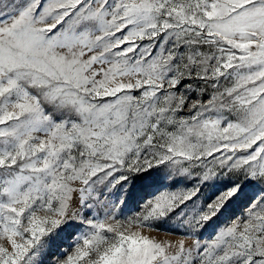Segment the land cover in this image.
Segmentation results:
<instances>
[{
	"label": "snow or ice",
	"instance_id": "snow-or-ice-1",
	"mask_svg": "<svg viewBox=\"0 0 264 264\" xmlns=\"http://www.w3.org/2000/svg\"><path fill=\"white\" fill-rule=\"evenodd\" d=\"M0 264H264V0H0Z\"/></svg>",
	"mask_w": 264,
	"mask_h": 264
},
{
	"label": "rangeland",
	"instance_id": "rangeland-1",
	"mask_svg": "<svg viewBox=\"0 0 264 264\" xmlns=\"http://www.w3.org/2000/svg\"><path fill=\"white\" fill-rule=\"evenodd\" d=\"M152 190L153 189H149L148 191H152ZM246 191L249 192V193H251L253 190L251 188H249ZM139 195H143V196L146 197L147 196V192H141V193H139ZM128 209H130V210H136L135 209V200L129 202ZM242 209H243V205L242 204L241 205H238L236 207L237 214H239L240 211H242ZM126 213L130 214L128 212V210H126ZM210 232H211V229H208L207 232H205V235L207 236ZM152 235L158 236L160 239H163V240H171L173 242L178 241L179 239H181V237H180L179 234L169 235V234H167L165 232H159V233H155L154 232V233H152Z\"/></svg>",
	"mask_w": 264,
	"mask_h": 264
}]
</instances>
